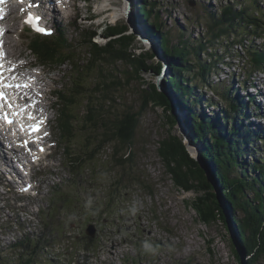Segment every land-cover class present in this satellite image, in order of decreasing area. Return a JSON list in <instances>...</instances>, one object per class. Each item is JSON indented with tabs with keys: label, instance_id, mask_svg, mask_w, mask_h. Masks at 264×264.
Segmentation results:
<instances>
[{
	"label": "rangeland",
	"instance_id": "1",
	"mask_svg": "<svg viewBox=\"0 0 264 264\" xmlns=\"http://www.w3.org/2000/svg\"><path fill=\"white\" fill-rule=\"evenodd\" d=\"M60 1L63 3L60 10H54L52 16H55L53 21L61 22L57 25L53 24L51 29L60 26L65 31V37L76 45L75 59H80L82 62L87 57L86 47L82 45V37L79 34L81 28H94L99 34L105 24L118 23L124 24L128 29L127 32L133 35L130 49L132 53L144 56L147 65L158 63L163 65L158 72L151 69L141 73L139 80L129 84L121 79V86L111 94L116 96L112 107L116 114L123 118L140 110L144 100L142 89H147L148 96V92H151L147 82L154 83L159 90L164 89L172 99L173 96L177 97L166 85L173 59L163 54L161 45L157 44V34L145 33L151 19H140L136 0ZM236 1L240 0H157L156 8L163 25L161 31H169L170 43L177 44L180 39L187 40V48L191 51L189 57L194 66L190 75L198 68L196 62H210L209 53L223 54V57L217 59L215 68L208 74L213 86H205L204 92L201 90V94L204 95L199 94L202 104L192 103L193 110L199 107L196 109V116H212L218 113L221 125L223 124L226 129L235 123L239 134L245 137L243 148L246 149V146L248 150L252 148L251 153L264 158V144L259 141L260 137L264 138V126L254 118V112L263 110V108L258 109L257 105L260 102L261 107V99L264 100V95L258 101L259 95L254 94L255 88L258 87L255 83L259 85L256 92L264 90L263 70H256L245 76L246 68L250 66L246 60L244 61L245 57L240 47L226 44L231 38L221 39L219 43L214 42L212 45L206 44L199 57H195L191 49L205 38L208 13L218 12L221 6ZM114 15L115 18L117 16L116 19ZM10 17V20L4 23L7 28L6 59L10 65H16L15 70L19 71V75L29 80L28 84L32 87L29 94L39 98L38 113L50 116L49 127L54 137L52 140L57 143V147L50 159L42 161L41 165L35 168L37 170L45 167L37 174L42 179L39 195L21 198L19 207L12 208L1 197L3 194L9 197L16 195L7 192L5 187H0V247L9 245L22 236L23 232L39 235L44 229L54 237L57 236L45 249L48 253L52 252V257L54 254V261H60L59 264H68V262L70 264H246L250 255H246L241 248L239 249L243 257L235 253L236 246L239 245L236 244L237 232H239L238 220L243 216V210L236 211L230 207L232 205L227 202L223 190L216 182L224 205L222 212L225 221L220 218L208 223L202 221L193 208L192 201L203 192L185 191L176 186L157 152V142L166 136L174 135L180 138L184 137V133L186 137L192 136L189 128L192 116L190 118L182 116V108L176 101L173 110L175 114L170 108L164 110L148 104L136 122L134 142L130 150L128 148L125 153L124 150L119 151L114 156L125 159L130 155L121 163L116 162L112 155L116 142H102L101 131L104 130L89 123L85 101L78 105L79 100H83L80 96V99H76L77 105H70L62 110V113L66 114L68 125L74 129V136L69 139L62 137L58 122L60 117L58 114L61 113L58 105L55 106L59 99L56 98L55 93L50 94V90L55 88L68 93L72 90L74 82H81L82 79L88 87V93L92 94L96 82L102 79V72L97 70L87 72V75L82 74L79 78L77 74L76 76L73 74L74 67L69 63L40 64L36 55L27 48V43L34 33L22 30L18 17ZM53 34V31L50 32L51 36ZM94 40L99 44L106 42V38L102 35L96 36ZM261 41L258 39L255 42L264 46ZM244 42L247 43L246 39ZM157 47L160 52L158 55L154 51ZM234 49L241 52H235ZM225 50H229L232 55L226 54ZM124 67L129 69L127 64L121 62H116L115 65L103 63L101 66L103 73H113L114 78L118 80L121 78L120 71ZM12 74L14 76L10 79H16L17 73L13 71ZM196 81L201 85L199 79ZM25 90H28V87H22L18 94H22ZM219 91L228 95V97L223 95L226 100L221 98ZM189 99L186 98V101ZM228 101L237 105L234 112L230 111ZM224 107L229 110L226 115L232 119L228 117L222 119L223 112L219 109ZM174 115H177V121ZM183 117L186 125L183 124ZM250 120L258 123L254 129L252 128L253 130L246 128V123ZM262 122L264 123V117ZM242 124L244 125L241 133ZM8 131H0V135L5 136ZM254 135L256 138L252 141ZM231 138L234 140L233 137ZM0 140L3 144L2 146L0 143V147L6 151V156H11L6 148L8 145L6 139L0 137ZM185 143L183 142V147L186 153L189 150L192 155L190 147L198 153L196 143L191 144L190 147L187 141ZM202 145L200 144V148ZM235 145L237 149H241L239 144L235 143ZM75 156H79L81 160L70 163ZM243 157L250 167L249 154L239 155L237 162H242ZM11 165L12 168L15 166ZM1 166L7 173L8 167L2 165V160H0ZM207 170L209 173L205 171L204 175L205 179L209 180L213 175L209 168ZM44 171L47 174L43 176ZM247 171L250 174L251 169L248 168ZM244 173L246 174V166L241 165L233 174ZM1 175L5 174L0 171ZM15 181L18 184L20 180L16 178ZM6 185L9 190L10 187L13 189L11 183ZM211 188L216 192L214 186ZM207 189L210 191L209 187ZM19 224L23 225V229ZM90 224H94L96 231L93 238L85 233L86 227ZM90 238L94 240L93 244H89ZM15 253H9L7 257L17 261L20 254ZM60 255L63 260H58ZM41 258L33 256V261L29 264H46Z\"/></svg>",
	"mask_w": 264,
	"mask_h": 264
},
{
	"label": "trees",
	"instance_id": "2",
	"mask_svg": "<svg viewBox=\"0 0 264 264\" xmlns=\"http://www.w3.org/2000/svg\"><path fill=\"white\" fill-rule=\"evenodd\" d=\"M135 2H137V12L140 19H151L145 33L148 35L157 34L158 43L163 49V54L173 59L170 63L171 71L166 80V85L177 96V104L186 109V117L192 116L189 121V128L193 131V142L203 143L201 157L206 167L211 170L215 182L223 190L227 202L232 205L230 207H233L236 211L242 209L244 212L238 220L239 232H237L236 240L239 248L243 249L246 255H250V258L246 260V264H264V158L255 156L253 152L251 153L252 148L250 150L247 146L246 149L243 148L246 142L245 137L243 134H239L238 129L235 128V123L232 124V127L226 129L223 124L221 125L220 114L215 113L212 116L197 115V117L196 109L199 107L194 110L192 108V103H195V105L197 103L202 104L203 101L200 95L204 94H201V90L203 91L205 86H213L208 79V74L215 68L214 65L217 63V59L223 57V54L209 53L210 62H196L198 68L190 75L194 66L192 59L189 57L191 51L187 48V40L180 39L177 44L170 43L169 31H161L163 25L159 20V12L156 8L158 6L157 0H136ZM206 26L207 31L204 40L191 48L195 57H199L201 51H204L207 46L206 44L212 45L214 42L219 43L221 39L231 38L226 44L240 47L243 50L244 61L246 60L250 66L246 68V72L244 71L245 76L256 70H264V46L255 42L261 39L264 44V0H240L233 4L229 3L221 6L218 12L208 13ZM126 31L127 27L118 23L105 24L99 34L97 29L81 28L79 34L82 37V45L86 47L85 54L87 56L82 62L80 59L74 58L76 45L65 37V32L61 28L52 36L34 34L27 43V48L36 55L40 64L69 63L74 67L73 74L75 76L77 74L79 78L82 74L87 75V72L96 70L102 72V79L96 82L92 94L88 93V87L82 79L81 82H74L72 90H69L68 93L62 92L60 89L54 90L56 98L59 99V103L56 102L55 106L58 105V110L61 113L58 114L60 116L58 122L61 126L62 137L69 139L74 136V129L71 128V125H68L67 119H65L66 114L65 112L62 113V110L70 105H77L76 99H80V96L83 97V100H79L78 105L85 101L87 120L93 127L104 130L101 131L102 142H116V145L113 146L112 155L116 162L120 161L121 163L127 160L126 158L130 155H127L125 159L115 158L114 156L119 151L124 150L123 153H125L128 148L130 150L134 142L136 122L138 117L145 111L146 106L152 104L164 110L169 108L167 98L156 89L155 84L152 82H147L148 88L151 89V92H148L149 96L147 95V89H142L144 100L137 113L121 118L112 108L116 96L111 94L121 86V79L129 84L132 81L139 80L143 72H148L151 69L158 72L160 69V63L147 65L144 56L135 55L130 51L133 35L128 34ZM99 35L106 38L104 44H99L94 40ZM245 39L247 43L244 42ZM234 51L241 52L236 49ZM225 53L229 54L230 51L225 50ZM116 62L125 63L129 66V69L124 67L120 71V80L115 79L113 73H103L101 68L103 63L115 65ZM198 79L201 85H198L196 81ZM191 83L193 86H191ZM219 94H221L223 100H226L223 95L228 97V95L222 94L221 91H219ZM176 98L174 97L175 100ZM186 98L190 99L186 101ZM227 105L231 112H234L237 108V105L230 101L227 102ZM219 110L223 112L222 119L229 118L226 115L229 111L226 107ZM182 116L184 115L182 114ZM183 119L186 125V120L184 117ZM243 125L241 126V133L243 132ZM246 128H248L247 125ZM229 135L234 140L227 137ZM248 140L250 141L249 137ZM261 142L264 144V140ZM157 143V152L163 160L166 171L171 174L173 183L185 191L204 192L203 195H198L192 201V206L199 218L208 223L218 217L224 222V215L218 206L216 194L206 189L204 184L211 187L210 184L205 181L202 170L197 168L188 156L179 138L169 135ZM235 143L239 144L241 149H237ZM255 150L259 151L258 148H255ZM243 154H249L250 167L244 157L242 162H237L238 156ZM75 160L81 159L79 156H75L70 163ZM241 165L246 166V174H233L234 170ZM248 168L251 169L250 174L247 171ZM218 214L219 216H217ZM20 228L23 229V226H20ZM37 235L38 233L29 232L28 234L23 232L22 236L10 242L9 245L0 247V264H29L33 261V256L42 257L46 264H53L54 262L59 264L60 261H54V254L52 257V252L48 253L45 249V247L50 246V243L57 236L54 237L52 234L45 232L44 229ZM88 242L93 244L94 240L90 238ZM14 252L20 254L17 261L7 257L9 253L13 254ZM61 259L64 258L60 255L58 260Z\"/></svg>",
	"mask_w": 264,
	"mask_h": 264
},
{
	"label": "bare ground",
	"instance_id": "3",
	"mask_svg": "<svg viewBox=\"0 0 264 264\" xmlns=\"http://www.w3.org/2000/svg\"><path fill=\"white\" fill-rule=\"evenodd\" d=\"M61 4H63L60 0H58V2H57V5H56V8H55V10H60V7H61ZM128 6V5H127ZM44 11H45V13H46V10L44 9ZM21 13H22V15H26V16H30L31 18H36V17H39V20L37 21V20H35L34 19V21L36 22V23H38L39 25H45V24H47V23H49L50 25H51V27L53 26V24H57L58 22H61V21H53V19L55 18V16H50V18L49 19H47V18H44L43 16H42V14H41V12H40V9H39V7L37 6V5H34V4H30L25 10H21ZM10 17V16H9ZM46 17V16H45ZM114 18H115V15H114ZM116 18H117V16H116ZM115 18V19H116ZM51 20V21H50ZM51 27H50V29H51ZM158 40V39H157ZM153 40H152V38H151V42H152ZM159 46H160V44L159 43H157ZM5 57L4 56H1V59L2 60H0V62H2V65L4 66V70H5V68L7 67V61L6 60H3ZM16 67V66H15ZM8 70V69H7ZM8 72L9 73H12L13 71L12 70H8ZM12 75V74H11ZM20 84H22V82H18V83H16V84H13V85H11L12 87L11 88H9L8 90L10 91V92H12V93H15V94H18L19 93V90L20 89H22V86H20ZM255 85H257L258 87H259V85L258 84H256L255 83ZM29 87V86H28ZM258 87H256L255 88V93L254 94H259V96H258V101H260V98L264 95V90L262 91V92H256V90L258 91ZM261 89V88H260ZM263 89V88H262ZM16 90H18L17 92H16ZM252 93V92H251ZM252 96V95H251ZM174 98V97H173ZM175 100V99H174ZM20 102H22L21 100H20ZM257 104V103H256ZM178 106V105H177ZM257 106H259V109H262L263 108V110H261V112H257L256 113V115L254 116V118L256 119V121L258 122V123H261V124H263V126H264V123L262 122V118L264 117V100L263 99H261V107H260V102H259V104L257 105ZM181 108H182V110H181V112H182V114L183 115H185L186 116V109H184L182 106H180ZM178 115V114H177ZM179 116V115H178ZM185 118V117H184ZM179 119H180V116H179ZM180 122H181V120H180ZM185 121H184V119H183V124L185 125V123H184ZM258 123H254L253 121H249L248 123H246V125H247V127H248V129H251V130H253L257 125H258ZM253 128V129H252ZM8 134H9V137H14V136H17V133H16V131L15 130H9L8 132H7ZM247 155V154H246ZM13 168H14V166H13ZM6 172V171H5ZM10 183V182H9ZM8 184V183H7ZM15 185H20V181H19V183L17 184V181H15Z\"/></svg>",
	"mask_w": 264,
	"mask_h": 264
},
{
	"label": "water",
	"instance_id": "4",
	"mask_svg": "<svg viewBox=\"0 0 264 264\" xmlns=\"http://www.w3.org/2000/svg\"><path fill=\"white\" fill-rule=\"evenodd\" d=\"M131 22V21H130ZM127 31H128V29H127ZM126 31V32H127ZM128 33V32H127ZM128 34H130V35H132L131 33H128ZM155 52H156V54L158 55L160 52H159V49H158V47L157 48H155V50H154ZM161 58H162V56H161ZM161 66H163L162 64H160V67ZM165 69V68H164ZM161 94H163L166 98H167V100H168V103H169V108L172 110V113H173V110H174V107H175V101L177 102V99L176 100H174V98L172 99V97H170V95L168 94V93H166V91L163 89V90H159L158 89V87L156 88ZM173 96V95H172ZM173 114H175V112L173 113ZM177 116V115H176ZM176 116L174 115V117H175V119H176ZM190 118V117H189ZM176 121H177V119H176ZM171 123V122H170ZM193 132V131H192ZM188 134V133H187ZM184 135V137H178L179 138V140L181 141V143H182V145H183V142L185 143L186 141H187V143H188V146L190 147L191 146V144H193L194 142H192L193 141V137L191 136V137H186V135H185V133L183 134ZM186 139V140H185ZM200 144L201 143H196V148H197V151H198V153H196V152H194V150L193 149H191L192 147H190V150H191V152H192V155L190 154V152H189V150H187V154H188V156L193 160V162L196 164V167L197 168H199L200 170H202V174H203V176H204V179H205V171L207 172V173H209V171L207 170V167H206V165H205V163H203V160H202V157H201V149L202 148H200ZM203 144V143H202ZM187 145H186V143H185V147H186ZM199 161V162H198ZM211 176V175H210ZM210 180V181H209ZM209 180H206L205 179V181H207L209 184H210V186L212 187V186H214V188L216 189V192H214V191H212V188L211 187H209V188H211L210 189V191H212L214 194H216V197H217V199H218V205H219V208H220V210L222 211V207H224V205H223V202H222V200H221V198H220V194H219V189L217 188V184H216V182H215V179L213 178V177H210L209 178ZM205 186H206V189L208 188L207 187V185L206 184H204ZM213 188V189H214ZM202 192V191H201ZM204 193V192H203ZM203 193L201 194V195H203ZM194 201V200H193ZM215 212H217V213H219V211H217V210H215ZM217 216H219V214L217 215ZM226 218H227V216H226ZM217 219H219V218H217ZM224 221H225V217H224ZM226 222L228 223L227 225H229V220H228V218H227V220H226ZM85 233L89 236V237H91V238H93V237H95V234H96V231H95V227H94V224H90V225H88L87 227H86V229H85ZM236 242H237V240H236ZM236 244H238V242L236 243ZM235 253H237L238 255H240V256H242L243 257V253L241 252V250L239 249V245H237L236 246V250H235ZM243 264H245V263H243Z\"/></svg>",
	"mask_w": 264,
	"mask_h": 264
},
{
	"label": "snow or ice",
	"instance_id": "5",
	"mask_svg": "<svg viewBox=\"0 0 264 264\" xmlns=\"http://www.w3.org/2000/svg\"><path fill=\"white\" fill-rule=\"evenodd\" d=\"M34 19L35 20H39V17H36V18H29L28 20H26L25 22L26 23H29V24H33V26H34V28H35V30L37 31V32H40V33H43V34H50V31L48 30V29H44V28H39V27H36L35 26V23H34ZM0 68H2V65H0ZM6 87H10L11 85H5ZM24 87H28V85H24ZM32 131H39V124H37V125H34L33 127H32Z\"/></svg>",
	"mask_w": 264,
	"mask_h": 264
}]
</instances>
